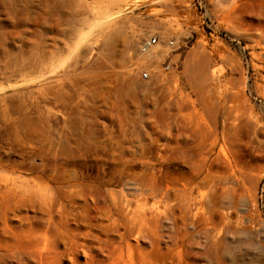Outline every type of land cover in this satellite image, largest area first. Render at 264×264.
Returning a JSON list of instances; mask_svg holds the SVG:
<instances>
[{
    "label": "rangeland",
    "instance_id": "obj_1",
    "mask_svg": "<svg viewBox=\"0 0 264 264\" xmlns=\"http://www.w3.org/2000/svg\"><path fill=\"white\" fill-rule=\"evenodd\" d=\"M0 264H264V0H0Z\"/></svg>",
    "mask_w": 264,
    "mask_h": 264
},
{
    "label": "built area",
    "instance_id": "obj_2",
    "mask_svg": "<svg viewBox=\"0 0 264 264\" xmlns=\"http://www.w3.org/2000/svg\"><path fill=\"white\" fill-rule=\"evenodd\" d=\"M160 42L157 40V38H151L147 41H144L143 43H141L140 45V52L141 54H148L151 52L152 48L156 47V46H159ZM173 46V42L172 41H169L167 43V47L170 48ZM170 70V65H166L165 67H163V71L164 73H168ZM151 74L152 72L150 70H146V71H143L141 73V78L143 80H149L151 79Z\"/></svg>",
    "mask_w": 264,
    "mask_h": 264
}]
</instances>
